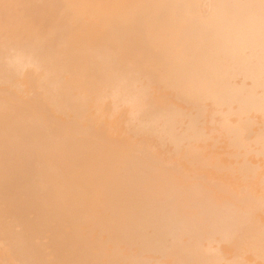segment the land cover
I'll return each instance as SVG.
<instances>
[{"label": "bare ground", "instance_id": "1", "mask_svg": "<svg viewBox=\"0 0 264 264\" xmlns=\"http://www.w3.org/2000/svg\"><path fill=\"white\" fill-rule=\"evenodd\" d=\"M252 144L264 0H0V264H264Z\"/></svg>", "mask_w": 264, "mask_h": 264}, {"label": "rangeland", "instance_id": "2", "mask_svg": "<svg viewBox=\"0 0 264 264\" xmlns=\"http://www.w3.org/2000/svg\"><path fill=\"white\" fill-rule=\"evenodd\" d=\"M26 89H27V88H26ZM26 89H25V90H26ZM25 93L27 94V93H29V92H25ZM25 93H23V94H24V97H23V98H25V96L28 97V96L30 95V94H29V95H26ZM30 96H31V95H30ZM30 96H29V98H30ZM37 97H40V95H38ZM108 109H113V108H112V107H109ZM110 111H111V112H110ZM106 112H107V113H111V114H112V112H113V114H112V115L110 114V116H113L114 119H113V117H112V119H111V117H110L109 115L106 116V120H109V119H110V121H112V122L114 123V125H112L111 128H114L115 125H117V127H119L118 124H117V122H118V119H120V118H121L120 121L122 120L121 122H123V127L121 126V123L119 122L120 126L122 127L121 129H124V128H125V123H124L125 121H123V120H124V116H125V115H124L125 112H124V113L122 112L121 115H119V116H117V114L114 113V111H112V110H108V111L106 110ZM118 113H119V112H118ZM114 114H116V115H114ZM60 115H61V114H60ZM60 115H59V116H60ZM105 115H106V113H105ZM115 116H116V117H115ZM68 117H71V115H70V116L68 115ZM108 117H110V118H108ZM115 118H116L117 120H116ZM63 119H64V118H63ZM115 120H116V121H115ZM201 120H202V119L200 118V121H201ZM204 120H205V119H204ZM202 121H203V120H202ZM112 122H111V124H112ZM235 123H236V122H235ZM256 125L258 126V124H255L254 127L258 128ZM205 126L208 127V126H211V125H210V124L207 125V123H206V125H204V127L202 126L203 130L205 129L204 131L208 130V134H209V136H210V132H209V130H210L211 128H212L211 130H213L214 127H208V128H210V129H208L207 127L205 128ZM213 126H215V125H213ZM216 126L219 128L218 123H217ZM216 126H215V129H214L216 132H214V130H213V131H212L213 133L211 134L210 138H209L208 134L206 135V136L208 137V139H206V141H205V144H206L207 147H206V150L204 149V151H206V152H208V153L210 152V154H218V155H220V157L222 156L221 158H222L223 160L229 161L230 157H228V153H230V152L232 151V148H230V147L227 146V144H226V142H225V137H224L225 134H221L223 131H220V129H219L220 133H218L217 130H216V129H218V128H216ZM117 127H116V129H117ZM114 129H115V128H114ZM116 129H115L114 131L117 132L118 129H117V130H116ZM111 132H112V129H111ZM118 132H119V131H118ZM118 132H117V133H118ZM117 133H116V134H117ZM119 133H120V132H119ZM206 133H207V131L205 132V134H206ZM223 133H224V132H223ZM121 134L124 135V136H126V137L131 136V135H130L131 132H130L129 134H127L126 132H125V133H124V132H123V133L121 132ZM121 134H120V136H121ZM132 134H133V133H132ZM133 135H134V134H133ZM223 135H224V136H223ZM121 137H123V136H121ZM132 137H133V136H132ZM130 138H131V137H130ZM135 139H137V137H136ZM135 139H133V140H134L133 142H134L135 144H137L136 146H138V147H140V146L143 147V148L145 149V151L147 150V152H149V151H155V149H156V148L158 149V147H159V146L157 147V145H160V144H161V143H160V144H155L156 146L154 145L155 148H153V146H152L153 144H152V145L147 144V143L144 144V142H141L142 140L140 141L139 137H138L137 140H135ZM214 139H216V140H214ZM138 140H139V141H138ZM136 141H137V143H136ZM141 143H143L144 145H142ZM154 143H155V140H154ZM140 144H141V145H140ZM250 145H251V144H250ZM147 146H148V149H146ZM161 146H162V145H160V147H161ZM149 147H150L151 149H150ZM255 147H256V149H255ZM255 147H254V145L252 144V148L249 146L248 148L241 149L240 151H241L242 153L239 154L238 159H241L240 157H242V156H245V157L247 156V158H249L251 161H253V163H254V167H256V166L259 164V166H260L261 169H262V168L264 167V163H263V162L261 163V161L264 160V158H263V157H260L261 155L257 152V150H258V149H257V146L255 145ZM161 148H162V147H161ZM161 148H159V149H161ZM164 148H166L168 151L166 152V149H164ZM157 149H156V150H157ZM246 149H247V151L245 152ZM170 150H171V149H170V146H169V147H163V148H162V152L164 151V152H163L164 154H161V151H160V150H157V151H158V152L160 151V158L162 157V158L165 159V158L168 156V154L171 153ZM255 150H256V151H255ZM157 151H156V152H157ZM211 152H212V153H211ZM232 152H233V151H232ZM238 152H239V151H238ZM149 153H150V152H149ZM172 153H173V152H172ZM239 153H240V152H239ZM242 154H243V155H242ZM161 155H163V156L166 155V156L163 157V156H161ZM250 155H251V156H250ZM253 155H254V157H252ZM169 156H170V155H169ZM172 156H173V155H171V157H172ZM171 157H170V158H171ZM258 157H260V158H259L260 161L257 160ZM167 158H169V157H167ZM167 158H166V159H167ZM170 158H169V159H170ZM256 158H257V159H256ZM164 159H162V160H164ZM231 159H232V158H231ZM231 159H230V160H231ZM255 159H256V160H255ZM171 160H172V159H171ZM171 160H169V163L171 162ZM232 160H233V159H232ZM232 160H231V161H232ZM158 162H160V160H158ZM163 162H164V161H163ZM166 162H167V160H166ZM172 162H174V160H173ZM177 162H178V161H177ZM177 162L175 161V163H177ZM257 162H258V163H257ZM155 163H156V164H160V163H157V161H156ZM178 163H180V161H179ZM181 163H183V162L181 161ZM183 164H184V163H183ZM186 164H187V163H186ZM255 164H256V166H255ZM261 164H263V165L261 166ZM259 166L256 167V170L258 169ZM233 167H234V166H233ZM188 168L194 171V165H193V164H192V166H190V167H188ZM259 169H260V168H259ZM259 169L257 170L258 172H259ZM261 169H260V170H261ZM183 170H185V172L187 173L186 169L183 168L182 171H183ZM187 170H188V169H187ZM206 170H212V168L207 167ZM262 170H263V169H262ZM226 171H227V169H226ZM257 171H256V172H257ZM224 172H225V171H224ZM227 172H228V171H227ZM263 172H264V170H263ZM183 173H184V172H183ZM259 173H260V172H259ZM225 177H226V176H224L223 178L221 177L222 179H221V178H218V179H221V180L224 179L223 184H226V183H228L229 181L231 182L230 178L228 179V177H227V179L229 180V181H227V179H225ZM209 178H210V177H209ZM216 178H217V177H216ZM216 178H215V181H217ZM225 180L227 181L226 183H225ZM227 186H228V184H227ZM228 187H229V186H228ZM262 216H263V215H262ZM263 217H264V216H263ZM80 228H82V232L84 233V228H83V226L80 227ZM93 232H94V231H93ZM93 232H91L92 234L90 233V235H89V237H88L87 239H88V241H89L90 236H91V237L93 236L92 238H94V239L92 240V238H90V241H89V242H91V243L93 242V244H96V243H95V242H96V236H94V233H93ZM91 240H92V241H91ZM94 241H95V242H94ZM0 243H1V244H0V245H1V246H0V248H1V251H0V252L3 253V251H5L6 249L3 248L4 246H2L3 244H2L1 241H0ZM222 245H223V244H222ZM105 247H106V248H104L103 250L106 251V250L109 248L108 244H107V246H105ZM105 251H104V253L106 254L107 251H106V252H105ZM108 252L110 253L109 249H108ZM2 253H1L0 255H3V254H5V253L7 254L6 251H5V253H3V254H2ZM92 253H94V254H96V255H99L100 250H98L97 248L94 247V248H92ZM109 253H108V254H109ZM108 254H107V255H108ZM4 256H5V255H4ZM8 259H9V261H11V257H9ZM100 259H101V261H105V260H106V258H104V257H101ZM13 263H14V262H13Z\"/></svg>", "mask_w": 264, "mask_h": 264}]
</instances>
